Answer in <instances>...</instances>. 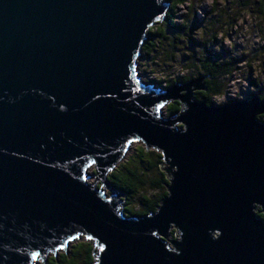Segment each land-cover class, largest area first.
I'll use <instances>...</instances> for the list:
<instances>
[{"label": "water", "instance_id": "1", "mask_svg": "<svg viewBox=\"0 0 264 264\" xmlns=\"http://www.w3.org/2000/svg\"><path fill=\"white\" fill-rule=\"evenodd\" d=\"M168 7L0 0V264H46L78 238L93 264H264V101L208 106L202 78L141 83ZM140 142L161 155L166 196L127 217L107 177Z\"/></svg>", "mask_w": 264, "mask_h": 264}, {"label": "rangeland", "instance_id": "2", "mask_svg": "<svg viewBox=\"0 0 264 264\" xmlns=\"http://www.w3.org/2000/svg\"><path fill=\"white\" fill-rule=\"evenodd\" d=\"M258 1L185 0L183 5L173 6V8L171 3H169L166 15L168 12L172 13L175 19L174 25L187 23L190 35L189 37L185 36L177 39V48L173 52L171 60H169L165 52L168 50L165 47H161L163 51L157 49L149 58H145L141 54L136 60L138 79L143 84H150L148 82L152 81L157 88H160L158 83H162L161 87L163 88L164 83L183 77L188 78L189 81L199 79L203 76L199 61H202L203 55L210 52L215 56V59H227L228 61L234 59L237 64L236 72L223 80L225 84L224 93L217 97H211L210 100L213 106H221L235 100H250L253 97H257L259 93H264V60L259 57V50L264 42V0L262 1L263 6H260ZM165 21H167L166 18ZM157 25H160V23ZM168 37L173 38L174 36L172 33H168ZM202 50L204 54L201 53ZM196 100L199 101V99ZM165 108L162 116L168 118L165 115ZM262 117V119L259 118V121L264 124V116ZM139 148H144L141 142L130 145L124 158L112 172L124 164L135 153V150ZM146 152H154L160 155L159 152L153 149H149ZM161 162L162 160H160V164H162ZM161 168L163 169V166ZM112 172L108 173V176ZM88 173L91 175L93 172L90 169ZM155 178L153 173L145 172L142 180L147 184L139 190V194L147 199L156 198L160 192L151 188V183ZM165 180L166 183L163 185L164 193H166L165 186L168 181L166 176ZM93 182V178L87 181L90 185ZM96 186L100 187L99 182ZM100 190L107 197L110 196L109 190H105V187H100ZM121 199L123 200V197ZM132 203L133 205L131 204L130 207L137 211L139 209L138 197H133ZM123 208H125V204ZM175 239L176 236L173 238L170 236L169 241ZM77 243H89L93 246L92 242L84 238H78L71 242L64 252L68 255L70 247ZM60 253L62 252L56 255L58 256ZM51 257L54 256L49 255L47 261ZM37 264L42 263L38 261Z\"/></svg>", "mask_w": 264, "mask_h": 264}, {"label": "trees", "instance_id": "3", "mask_svg": "<svg viewBox=\"0 0 264 264\" xmlns=\"http://www.w3.org/2000/svg\"><path fill=\"white\" fill-rule=\"evenodd\" d=\"M171 3V6L177 7L183 5L185 0H166ZM263 0H259L258 4L263 6ZM167 21L163 22L160 25L152 27L148 32V39L142 46L143 56L149 58L161 47H165L164 51L167 53L169 60H171L173 52L177 48V39L181 37H189L190 30L187 28V23H181L180 25H174V17L171 12L165 17ZM210 24V23H208ZM210 27V25H209ZM168 33L173 34V38L168 37ZM169 52V55H168ZM261 59L264 60V42L260 50ZM204 54V51H201ZM200 62V70L203 73L204 81L203 85L206 91L203 93H196L195 98L199 101L205 102L208 106H211V97H217L224 93L225 84L223 83L224 79H227L237 70V64L233 60L225 59H215V56L210 52L203 55L202 61ZM189 79L183 77L181 79H176L164 83L163 88L161 87L162 83H158L159 87L162 89H167L175 83H185ZM148 83L154 84V82L149 81ZM260 101H264V93H259L257 95ZM179 111V105L175 102L170 103L165 108V115L171 117ZM262 119L263 117H259ZM161 160V155H158L154 152L147 153L144 148H139L135 150V153L129 157L126 162L120 165L116 171L112 172L107 180L111 187L118 191L124 200L125 208L122 212L127 217H141L149 213H154L158 207L160 201L166 196L164 193L163 185L166 183L165 175L159 169ZM145 172H151L156 177L151 183V188L156 189L159 195L154 199H147L145 196L139 194L145 184V181L142 180ZM133 197H138L139 209L134 211L130 206L132 203ZM122 200V202H123ZM259 217L263 215L258 214ZM175 237L174 232H171V238ZM93 246L89 243H77L70 247V253L67 255L66 252L60 253L56 257H51L48 259L46 264H93Z\"/></svg>", "mask_w": 264, "mask_h": 264}, {"label": "snow or ice", "instance_id": "4", "mask_svg": "<svg viewBox=\"0 0 264 264\" xmlns=\"http://www.w3.org/2000/svg\"><path fill=\"white\" fill-rule=\"evenodd\" d=\"M33 259H35V257H33Z\"/></svg>", "mask_w": 264, "mask_h": 264}, {"label": "bare ground", "instance_id": "5", "mask_svg": "<svg viewBox=\"0 0 264 264\" xmlns=\"http://www.w3.org/2000/svg\"><path fill=\"white\" fill-rule=\"evenodd\" d=\"M205 91H206V89H205ZM205 91H204V92H205Z\"/></svg>", "mask_w": 264, "mask_h": 264}]
</instances>
